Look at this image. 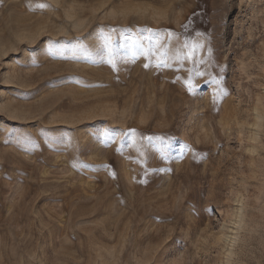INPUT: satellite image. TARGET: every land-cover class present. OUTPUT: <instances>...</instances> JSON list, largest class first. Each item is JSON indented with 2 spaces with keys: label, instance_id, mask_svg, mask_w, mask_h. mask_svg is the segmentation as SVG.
Listing matches in <instances>:
<instances>
[{
  "label": "rangeland",
  "instance_id": "rangeland-1",
  "mask_svg": "<svg viewBox=\"0 0 264 264\" xmlns=\"http://www.w3.org/2000/svg\"><path fill=\"white\" fill-rule=\"evenodd\" d=\"M0 264H264V0H0Z\"/></svg>",
  "mask_w": 264,
  "mask_h": 264
},
{
  "label": "snow or ice",
  "instance_id": "snow-or-ice-1",
  "mask_svg": "<svg viewBox=\"0 0 264 264\" xmlns=\"http://www.w3.org/2000/svg\"><path fill=\"white\" fill-rule=\"evenodd\" d=\"M169 36V38H171L172 36L175 35V33H171L169 32L167 34ZM112 36L109 35V36H106L103 38V47L104 49L106 50L108 56H109V59H108V63L111 64L113 66V68L116 67V64H115V60L112 58L113 55H114V48L112 46ZM130 44L133 46V48H140L142 51H144V54L147 55V52L149 51V49H145L144 48V42L142 39L140 38H135V39H131L130 41ZM149 43H151V38H149ZM184 47L185 48H189V45H188V42L185 41L184 42ZM197 47H201L200 45H192L190 48H189V51L187 53V55L184 57L185 59H191L194 55V50L195 48ZM210 51V50H209ZM180 53H179V50H177V59H180ZM145 67H148L149 65L148 64H145L144 65ZM158 68L161 67V66H169L167 65L166 61H161V60H158L157 62V65H156ZM197 75H203V73L201 72H197ZM186 83H188V91L191 92L194 90V86L191 84L190 81H186ZM224 94L226 95V90H224ZM216 99V97L214 96V100ZM161 155L163 156L164 153L161 152Z\"/></svg>",
  "mask_w": 264,
  "mask_h": 264
},
{
  "label": "bare ground",
  "instance_id": "bare-ground-1",
  "mask_svg": "<svg viewBox=\"0 0 264 264\" xmlns=\"http://www.w3.org/2000/svg\"><path fill=\"white\" fill-rule=\"evenodd\" d=\"M110 25V24H109ZM123 25V24H122ZM120 29V28H119ZM117 30V29H116ZM129 30V29H128ZM143 30V29H142ZM147 30V29H146ZM129 32V31H128ZM143 32H145V31H143ZM142 36L144 35V33L143 34H141ZM129 36V35H128ZM127 36V37H128ZM145 37H146V35H144ZM148 36V35H147ZM122 37V36H121ZM124 37V36H123ZM153 38V37H152ZM157 38V37H156ZM126 39V38H125ZM143 39V38H142ZM145 40V39H144ZM148 41V40H147ZM153 41H155V40H153ZM127 42V41H126ZM151 43H153V42H151ZM146 45V44H145ZM163 51V50H162ZM138 52V51H137ZM140 55V54H139ZM158 60V59H157ZM143 61V60H142ZM155 64V63H154ZM157 79V78H156ZM181 97V96H180ZM144 101V100H143ZM143 109V108H142ZM143 112V111H142ZM256 115H257V120H256V122L254 123L257 127V129H258V127H260L261 126V124H262V114L261 113H259V112H257L256 113ZM138 128V127H137ZM141 129V128H140ZM256 129V130H257ZM254 135H256V134H254ZM243 204L241 205V207H240V213H238V215L236 216V217H238L237 218V220L235 221V225H236V229H239L240 227H241V224H242V221H243V219H244V211H243ZM235 239H236V237H235V235H234V237H233V240L235 241Z\"/></svg>",
  "mask_w": 264,
  "mask_h": 264
}]
</instances>
